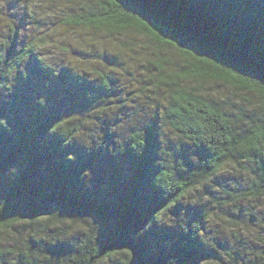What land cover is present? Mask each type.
Instances as JSON below:
<instances>
[{
    "label": "trees",
    "instance_id": "1",
    "mask_svg": "<svg viewBox=\"0 0 264 264\" xmlns=\"http://www.w3.org/2000/svg\"><path fill=\"white\" fill-rule=\"evenodd\" d=\"M78 10L66 25L135 34L176 58L156 57L147 120L120 142L103 125L96 141L86 125L107 120L117 80L49 65L37 56L44 37L10 26L0 42V264H216L212 211L264 196V0H82ZM204 84L250 94L262 110L228 112ZM230 166L249 183L228 198L208 192ZM199 187L207 203L180 217ZM253 254L237 264H264Z\"/></svg>",
    "mask_w": 264,
    "mask_h": 264
},
{
    "label": "rangeland",
    "instance_id": "2",
    "mask_svg": "<svg viewBox=\"0 0 264 264\" xmlns=\"http://www.w3.org/2000/svg\"><path fill=\"white\" fill-rule=\"evenodd\" d=\"M80 2L82 0H3V5L0 6V42L9 35L10 26H16L24 39L44 37L38 44L37 56L49 65L58 68L62 64L81 63V66L89 68L90 71L111 74L120 89L119 99L100 114L107 118L105 122L94 118L98 115L95 114L86 127L88 135L99 141L102 137L101 129L106 125L107 129L113 130V140L120 142L131 129L139 127L147 120L149 112L152 111L149 97L151 92L156 91L149 83L157 66L156 57L163 56L170 62L176 57L169 50L158 52L149 41L135 34L110 36L66 25L70 17L79 15ZM27 69H30L29 65L24 70ZM200 88V91L217 100L228 112L235 114L238 109L248 113L262 110L261 102L250 94L215 84L200 85ZM164 131L173 144L184 150L188 149L187 144L180 141L170 130ZM124 165L129 168L126 160ZM103 166L100 163L95 170ZM95 179L96 171L90 175L89 181L95 183ZM249 181L248 174L230 166L205 188L219 198H228L224 190L232 192L236 187L244 188ZM207 191L199 187L193 192L188 197L189 200L182 202L179 216L185 215L186 211L191 212L190 209L187 210L188 206L198 207L201 202L206 204V198H210ZM260 198L257 202H241V207L232 206L229 210L212 211V221L207 232L210 237H217L223 248L218 254L220 259L216 264L227 263L224 251L231 253L229 255L233 258V264L248 258V255L253 258V253L264 252V196ZM228 212L236 218L222 220L224 223L218 222L217 219H221L223 213Z\"/></svg>",
    "mask_w": 264,
    "mask_h": 264
},
{
    "label": "snow or ice",
    "instance_id": "3",
    "mask_svg": "<svg viewBox=\"0 0 264 264\" xmlns=\"http://www.w3.org/2000/svg\"><path fill=\"white\" fill-rule=\"evenodd\" d=\"M110 2H115V0H110ZM3 5V0H0V6H2ZM0 19H2V16H0ZM78 23H79V21H77ZM142 23V22H141ZM230 74V73H229ZM231 75V74H230ZM250 86V85H249ZM251 87V86H250ZM262 90H264V89H262ZM262 135H264V133H262Z\"/></svg>",
    "mask_w": 264,
    "mask_h": 264
}]
</instances>
